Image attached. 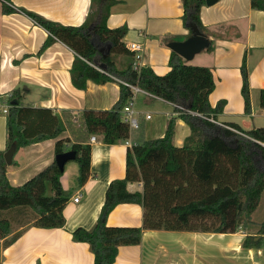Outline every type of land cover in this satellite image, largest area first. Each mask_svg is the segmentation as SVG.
Returning a JSON list of instances; mask_svg holds the SVG:
<instances>
[{
	"label": "trees",
	"instance_id": "trees-1",
	"mask_svg": "<svg viewBox=\"0 0 264 264\" xmlns=\"http://www.w3.org/2000/svg\"><path fill=\"white\" fill-rule=\"evenodd\" d=\"M108 1L101 4L94 22L89 15L78 26L63 25L20 8L48 32L39 53L59 40L76 54L69 69L75 88L84 90L87 80L98 84L115 81L119 93L110 108L84 109L75 115L70 110L58 114L49 107L35 106L25 99L21 89L10 90L6 98L9 103L5 113L6 148L0 150V211H15L11 219L0 217V239L4 245L19 236L21 231L12 230V220L26 213L28 207L34 214L25 220L31 218L33 225L62 227L63 207L72 195L71 190L62 187L60 177L64 170L59 169L54 158L21 184H11L3 153L12 141H16V151L49 139H54V157L67 150L74 151L78 165L76 184L81 187L89 175L90 135L99 134L105 144L125 143L131 138L126 152L131 165L126 166L123 178L113 179L107 185L95 224L90 229L77 227L71 232L73 240L89 245L93 264H113L118 247L140 243L142 230L147 228L235 231L250 222V215L258 205L264 189V126L243 130L236 123H225L239 131L236 132L212 121L222 112L225 101L220 99L214 106L209 103L208 95L214 88L210 68L186 63L173 50L168 59L170 70L163 75L149 66L135 68L134 53L123 42L127 26H107ZM182 1L183 24L193 22L203 31L200 8L204 0ZM2 2L3 13L15 11L7 0ZM250 6L264 10V0H250ZM212 45L210 41L207 50ZM118 55L124 57L119 66L114 60ZM102 64L103 71L98 69ZM240 71L244 111L249 113V77L244 62ZM129 85L173 105L174 115L168 118L161 137L145 139L142 123L130 129L123 121L122 108L133 98ZM259 104L264 108V89L259 92ZM177 118L189 127L180 147L173 143ZM136 180L143 182L142 192L127 189L128 181ZM120 203L143 207L141 226L107 225L109 213ZM260 232L264 234V220Z\"/></svg>",
	"mask_w": 264,
	"mask_h": 264
},
{
	"label": "crops",
	"instance_id": "crops-1",
	"mask_svg": "<svg viewBox=\"0 0 264 264\" xmlns=\"http://www.w3.org/2000/svg\"><path fill=\"white\" fill-rule=\"evenodd\" d=\"M104 1L7 0L15 11L3 13V2L0 0V93L4 96L6 91L16 86L32 88L38 96L30 102L35 106L49 107L56 113L70 110L79 115L84 109L110 108L118 98V83L108 81L98 84L87 80L84 90L75 88L69 69L76 54L59 40L51 42L39 53L48 32L20 10L23 8L63 25L78 26L89 15L90 21L94 22ZM107 4V26L126 25L128 30L123 42L140 43V66H149L159 75L168 72L171 50L167 43L190 35L189 27L183 24L181 18L183 1L109 0ZM200 20L203 33L213 42V47L211 50L206 47L191 60L184 61L207 66L212 72L214 88L208 95L209 103L214 106L223 99L225 104L222 112L211 120L217 124L236 123L243 130L263 126L256 124L253 118L250 121L249 117L255 115L252 111L254 106L264 109L259 104V92L264 89V10L252 8L250 0H216L210 5L204 0ZM114 60L119 66L124 57L118 55ZM243 62L249 77V113L244 111L241 92L240 67ZM140 92L147 101L158 100L169 105V109L160 116V124H157L150 122L151 116L148 119L145 117L149 114L145 108H135V94L133 97L132 108L139 116V123L143 124L144 138L161 137L168 118L174 115L173 105ZM5 108V104H0V113H5ZM5 128L3 117L0 118V150L6 148ZM188 134V125L177 118L174 145L180 147ZM94 135L96 141L90 143L89 175L84 184L68 188L60 177L63 189L72 191L63 207L64 225L59 228L39 227L31 224V218L13 224V232H21L11 244L4 245L3 239H0V264H93L94 255L89 245L73 240L71 232L77 227L90 229L95 224L107 185L113 179L123 178L128 162L131 163L126 152L132 143L130 138L125 143L105 144L99 134ZM53 146L54 139H49L20 147L23 153L20 162L15 163L18 167L7 171L9 181L19 185L47 166L54 158ZM47 151L52 158L46 162L43 157ZM126 187L130 192H142L143 182L128 181ZM76 195H79L78 202L73 201ZM263 203L264 189L251 213V221L263 220L264 215L260 219L254 216L261 212ZM143 211L140 204L120 203L109 213L107 225L141 226ZM253 228L256 230H251ZM258 230L257 223L247 227L241 225L235 231L226 232L147 228L142 230L140 243L118 247L113 264H264V234ZM255 242L259 244L253 245Z\"/></svg>",
	"mask_w": 264,
	"mask_h": 264
},
{
	"label": "rangeland",
	"instance_id": "rangeland-1",
	"mask_svg": "<svg viewBox=\"0 0 264 264\" xmlns=\"http://www.w3.org/2000/svg\"><path fill=\"white\" fill-rule=\"evenodd\" d=\"M137 60L139 61V59H137ZM192 62L193 61H190V63H192ZM24 84L25 85H28L26 83H24ZM13 88H19V89H21L22 92H23V95H24L25 99L26 100L28 99V101H33V100H36L37 99L35 97H37L38 94L34 93L33 90H32V88H27V87H24V86L12 87V88H10L8 91H6L4 93V96H3V93H0V104H5L6 108L9 107V103L6 100L7 94L10 93V90H12ZM27 94H29V95H27ZM150 103H152V104H150ZM134 104H135V108L138 109V110L139 109H142V108H145L147 110V113H149L150 116H151L150 122H156L157 124H160V121H161V117L160 116H162L161 114L164 111H166L167 109H169V105H167L164 102H161V101H158V100H152V99L149 100V101L145 100L144 99V95H142V93L140 91H138V92L135 93ZM252 111H253V113L255 115H254V117H249L250 121L253 118L255 120V123L256 124H262L264 126V109L259 110L257 108V106H254V108H252ZM3 117H4V121H6V114L5 113H0V118H3ZM46 149L48 150V148H46ZM21 153H23V149L22 148H18V150L16 151V153L13 156L14 158L12 159V163L9 164V165H7L8 166V170H16V168L18 167V165L15 164V163L17 161H19V158L21 156ZM51 158H52L51 153L49 151H47L46 154L44 155L43 159L47 162V160H49ZM130 164L131 163L128 162V166H130ZM64 168L65 169H64V172H63L62 177H61V179L63 181V184H66L68 186V188L77 187L76 186V179H77V174H78V165H77V162L74 159H70V160H68L65 163ZM10 182L13 184V182L11 180H10ZM262 206H263V209L261 210V212H257V213L254 214V216L256 218H258V219L262 218V216L264 215V203L262 204ZM26 207L27 206H25V208ZM28 209H27L28 211L27 210L25 211L26 213L21 214V215H18L17 217L14 216V219L12 220V222H13L12 224L16 225V224H18L20 222H23L26 218H29L31 215L34 214V211L32 209H30L29 207H28ZM13 211H15V209L1 210L0 211V217L10 218V216L13 214L12 213ZM251 217L252 216L250 215V221H251ZM263 220H264V218H263ZM261 222L260 221L259 222H254L252 220L251 222H248V223L244 224L243 226H246L247 227L248 225L256 224L257 223V225L259 226L258 232L260 234H263V233L260 232ZM251 230L255 231L256 228H253Z\"/></svg>",
	"mask_w": 264,
	"mask_h": 264
},
{
	"label": "water",
	"instance_id": "water-1",
	"mask_svg": "<svg viewBox=\"0 0 264 264\" xmlns=\"http://www.w3.org/2000/svg\"><path fill=\"white\" fill-rule=\"evenodd\" d=\"M215 1L216 0H205L208 5L214 3ZM188 27L190 29V35L188 37L183 40H173L167 43V47L170 48V50L175 51L185 60H191L196 53L208 47L210 42L206 35L203 33V31H201L195 23L190 22L188 24ZM101 68H105L104 64L101 65ZM15 151L16 141H12L9 147L3 153V157L7 165L12 163ZM74 157V151L67 150L55 154L54 159L57 166L62 171L64 170L65 163L70 159H74Z\"/></svg>",
	"mask_w": 264,
	"mask_h": 264
},
{
	"label": "built area",
	"instance_id": "built-area-1",
	"mask_svg": "<svg viewBox=\"0 0 264 264\" xmlns=\"http://www.w3.org/2000/svg\"><path fill=\"white\" fill-rule=\"evenodd\" d=\"M125 45H126V47L129 50L133 51V53H134V60H135L134 67L137 68V69H139V67H141V66L138 63V60L137 59L140 58V53H139V51L141 49L140 43H137V42L132 41V42L125 43ZM98 69H100V70L103 71V69L100 68V67H98ZM129 86L131 87V90L133 92V97H134V94L136 92L142 91L137 86H133V85H129ZM132 104H133V98H132V100L127 105H125L122 108V111H121L122 112V119H123L124 122H126L128 124V126H129L130 129H133V128L138 127V124H139V116H137L136 111L132 108ZM6 109L7 108H5L3 110L5 113H6ZM145 117L148 119L150 117V115L147 114ZM221 125H224L225 127L229 128L231 130H234L236 132H239L238 130H236L235 128H233V127H231L229 125L222 124V123H221ZM95 141H96V136L94 134L90 135L89 142L90 143H93ZM73 201L74 202H78L79 201V195L74 196L73 197Z\"/></svg>",
	"mask_w": 264,
	"mask_h": 264
}]
</instances>
